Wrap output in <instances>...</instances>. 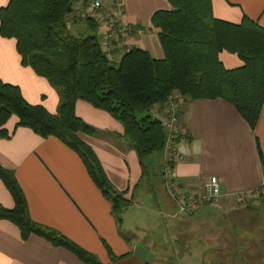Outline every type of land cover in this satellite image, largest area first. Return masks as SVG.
Wrapping results in <instances>:
<instances>
[{
	"label": "crops",
	"instance_id": "crops-1",
	"mask_svg": "<svg viewBox=\"0 0 264 264\" xmlns=\"http://www.w3.org/2000/svg\"><path fill=\"white\" fill-rule=\"evenodd\" d=\"M103 1L109 3V0ZM119 1L123 9L120 23L140 33L114 46L109 60L118 62L130 48L142 49L154 60L162 59L150 17L156 11L170 10L169 4L166 0ZM6 3L7 0H0V7ZM210 7L217 20L237 24L246 17L264 28V0H210ZM74 17L73 14L66 17L68 31L86 33L85 22ZM97 38L99 42L98 34ZM218 60L224 69L242 64L234 54L224 51L218 54ZM0 81L17 87L28 104L40 105L54 114L55 91L29 67L21 65L15 41L11 38L0 37ZM230 107L217 99L179 104L177 133L169 144L176 160L172 154L169 169L185 190L200 191L203 182L214 178L220 193L216 201L198 207L189 215L176 212L163 188L161 170L157 185L160 196H154L145 188L141 192L146 194L144 200L133 199L139 185L147 182L141 178L134 152L122 138L120 125L105 112L82 101L74 104L76 117L101 135L78 134V138L93 151L112 188L126 192L124 198L131 199V205L120 214L119 225L111 215L109 203L92 184L76 154L53 137L42 139L26 128L16 127L14 116L2 126L8 137H0V167L13 173L33 222L60 233L93 254L101 264H162L161 258L154 255L152 242L150 245L144 243L142 236L145 234L147 238L153 226L162 227L168 234L173 232L175 242L181 245L186 236L182 235L179 226L193 221L204 226L203 229L209 228L208 220L213 211L232 214L235 219L245 222L253 233H258L259 242H263L262 200L244 205L238 202V196L264 184L256 150L258 146L264 161V103L253 131ZM12 207V199L0 181V208L10 210ZM126 216L129 219L126 220ZM143 221L148 229L141 228ZM137 230H142L139 237L133 234ZM208 236V243L213 242L210 247L220 240L213 233ZM157 237L155 235L156 240ZM220 242L226 246L231 243L225 239ZM0 264L83 263L68 251L37 236L30 235L22 240L14 225L0 220Z\"/></svg>",
	"mask_w": 264,
	"mask_h": 264
},
{
	"label": "trees",
	"instance_id": "trees-1",
	"mask_svg": "<svg viewBox=\"0 0 264 264\" xmlns=\"http://www.w3.org/2000/svg\"><path fill=\"white\" fill-rule=\"evenodd\" d=\"M75 2L7 0L0 7V37L14 39L21 65L44 79L57 95L55 112L50 114L40 105L28 104L17 87L0 81V137H8L2 126L14 116L16 127L42 139L58 140L76 154L119 225L120 214L131 199L112 188L93 151L78 138V134L99 137L101 132L76 117L75 102L105 112L120 125L143 178L146 158L154 152L162 154L166 145L165 131L151 111L157 108L160 113L172 95L185 103L221 100L254 130L264 103V28L246 17L237 24L215 19L210 0H166L170 10L156 11L150 17L162 59L130 48L114 63L100 51L92 20H83L91 35L68 31L66 17ZM222 51L234 54L241 66L224 69L218 60ZM256 150L264 174L258 146ZM0 181L13 202L10 210L0 208V220L14 225L22 240L34 235L83 264H101L93 254L29 218L11 171L0 167Z\"/></svg>",
	"mask_w": 264,
	"mask_h": 264
},
{
	"label": "rangeland",
	"instance_id": "rangeland-1",
	"mask_svg": "<svg viewBox=\"0 0 264 264\" xmlns=\"http://www.w3.org/2000/svg\"><path fill=\"white\" fill-rule=\"evenodd\" d=\"M86 34L91 35L92 32L87 31ZM174 96L175 95H172V97ZM180 103L181 102H178V106ZM155 111V113L152 111V116H159L157 108ZM161 111L164 113L165 105L162 107ZM161 158V154L157 152L152 153L146 158L148 168L147 174L143 177V180L147 182V184L144 185L142 183V185H139L134 193L133 199L144 200L146 194L141 192H144L145 188L154 196H160L157 188L159 184V172L161 170L163 182L165 175L168 170H170L169 167H167L169 166V155L164 153L163 158ZM252 202L254 201H247L241 204H252ZM262 202L264 204V200H262ZM225 214L213 211L212 218L208 220L209 228L206 229H203L204 226H199L193 221L186 223L184 226H179L182 235L186 236V238L182 240L181 245L175 242L176 238L173 236V232L170 231L168 234L162 227L155 226L151 228V232L147 233V238H145V234L142 236L144 237L142 241L148 245L152 242L151 247L154 251V255H156L157 258H161L162 264H264V241L259 242L258 238L260 236L257 237L258 233H253V231L248 228L249 225L235 219L232 214ZM159 217L160 216H158V218ZM127 218L129 219V217L126 216V220ZM141 228L148 229L144 221L142 222ZM141 233L142 230L133 232L137 237H139ZM208 233H213L216 237L220 238L221 241L225 239L231 243L226 246L224 243H221L220 240H218V244H216L217 242L210 239L215 242L214 246L210 247L213 242L211 244L208 243V235H210ZM155 235L159 236L157 240L155 239ZM154 240L156 244H154Z\"/></svg>",
	"mask_w": 264,
	"mask_h": 264
},
{
	"label": "built area",
	"instance_id": "built-area-1",
	"mask_svg": "<svg viewBox=\"0 0 264 264\" xmlns=\"http://www.w3.org/2000/svg\"><path fill=\"white\" fill-rule=\"evenodd\" d=\"M122 13L123 9L119 0H109L107 4H104L103 0H80L72 5L70 14L80 20L90 19L95 23L99 35V49L109 59L114 46L123 43L128 37L140 33L135 28L120 23L119 19ZM68 25L69 23L66 21V27ZM175 100L174 97H169L165 103L164 113L161 111L156 117L166 134L164 152L169 155L168 162L172 161L174 153L169 144L177 133L176 121L179 101ZM173 157L176 160L174 154ZM163 188L175 210L180 214H190L198 207L216 201L220 196L218 182L214 178L203 182L200 191H190L180 187L171 170H168L164 177ZM257 199L264 200V184L258 189L244 192L238 196L240 203Z\"/></svg>",
	"mask_w": 264,
	"mask_h": 264
}]
</instances>
